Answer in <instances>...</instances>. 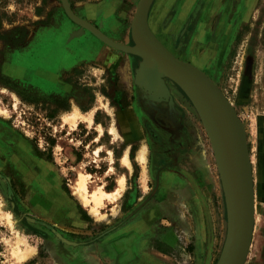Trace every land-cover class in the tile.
I'll return each instance as SVG.
<instances>
[{
    "label": "rangeland",
    "instance_id": "374dc122",
    "mask_svg": "<svg viewBox=\"0 0 264 264\" xmlns=\"http://www.w3.org/2000/svg\"><path fill=\"white\" fill-rule=\"evenodd\" d=\"M103 1L69 0L76 8ZM137 1L121 4L127 31ZM231 4L235 10L220 19L210 13V0H153L146 20L156 37L202 70L233 107L253 197V234L244 264H264V0ZM240 4L246 6L243 13ZM76 26L60 0H0V144L30 160V167L18 161L19 174L8 178L11 188L22 184L16 194L8 195L0 180V264L122 263L115 252L120 246L128 254L137 235H144L147 248L165 249L157 238L174 230L173 221L179 232L190 234L187 251L193 250L194 232L200 237L195 253L208 255L211 248L209 264H216L228 210L215 152L195 105L170 71L161 76L164 92L142 86L136 80L142 58L132 53L118 51L124 58L118 67L69 64L67 46L85 43L69 40ZM61 28L63 40L55 45L49 40H59L55 34ZM127 40L140 45L130 35ZM149 100L158 107L167 103L168 124L158 121L160 111ZM73 111L79 115L74 126L64 120ZM124 121L130 122L128 129ZM126 152L130 167L121 160ZM10 156L0 151V164ZM39 167L43 184L34 176ZM79 174L88 191L113 192L121 176L123 188L96 206L85 205L74 193ZM138 212L140 220L133 221ZM7 213L21 230L9 226ZM131 223L138 229L124 231ZM25 251L30 253L23 259Z\"/></svg>",
    "mask_w": 264,
    "mask_h": 264
},
{
    "label": "water",
    "instance_id": "95a60500",
    "mask_svg": "<svg viewBox=\"0 0 264 264\" xmlns=\"http://www.w3.org/2000/svg\"><path fill=\"white\" fill-rule=\"evenodd\" d=\"M60 1L67 16L81 28L88 29L113 48L126 50L142 58L143 63L136 70V80L142 86L150 91L164 92L166 87L161 76L164 72L171 71L172 75L179 78V84L190 99L192 94L199 107L208 113L216 137H213L198 112L215 152L229 220L225 244L216 264H244L253 234V197L244 136L230 102L202 70L176 57L151 31L146 18L152 0H138L133 14L131 37L134 42L135 39L139 40L140 48L111 39L95 25L77 15L69 0Z\"/></svg>",
    "mask_w": 264,
    "mask_h": 264
},
{
    "label": "crops",
    "instance_id": "0c3cea01",
    "mask_svg": "<svg viewBox=\"0 0 264 264\" xmlns=\"http://www.w3.org/2000/svg\"><path fill=\"white\" fill-rule=\"evenodd\" d=\"M124 2L125 0H107L104 3L87 4L79 8L73 6V10L77 15L95 25L113 40L129 43L127 38L131 34L128 30V35L127 25L124 21L125 14L121 7V4ZM76 38L92 44L89 49H83V51L76 44L74 49L69 47L70 51L74 52V56L76 55L78 63L96 61L106 66L118 67L121 64L119 63L120 60L124 59L119 56L118 51L120 50L108 45L88 29L81 27L75 28L73 32H70L69 40ZM129 66L131 67V64ZM138 220H140V212L136 213L133 217V221ZM133 223L128 224L124 231L138 229V224ZM177 224L178 222L173 221L172 225L174 230H168L158 235V243L167 252L164 251L165 249L147 248L144 235H137L129 242L130 251L128 254L124 253L125 251L123 250L125 249L120 246L118 247L119 251L115 252V254L119 255V258H122V263L116 264H191L192 262V264H209L212 257L211 248L208 251V255L206 253L204 255H200V253L196 254L195 250L200 237L196 233L191 232L194 235V240H192L191 245L194 247L192 252H188L186 242L190 243L191 240L188 239L190 234L187 231L179 232L175 227L178 226ZM177 250L181 251L179 255L174 254Z\"/></svg>",
    "mask_w": 264,
    "mask_h": 264
},
{
    "label": "flooded vegetation",
    "instance_id": "af4514ba",
    "mask_svg": "<svg viewBox=\"0 0 264 264\" xmlns=\"http://www.w3.org/2000/svg\"><path fill=\"white\" fill-rule=\"evenodd\" d=\"M106 1L107 0H104L103 3L106 2ZM210 1H211V5H210V9L211 10H210V13L211 14H214V13L217 14L218 13L217 16H219L220 19L226 18L229 9L235 10L234 7L231 4L234 0H210ZM241 1H243V0H241ZM226 2H229L230 5L225 6V3ZM92 4H95V3H92ZM70 5H71V8L73 9V5H72L71 2H70ZM245 8H246V6H243L242 4H240V7L238 9H240L241 13H243L244 10H245ZM218 10H219V12H218ZM197 11L198 10L195 11L196 14H197ZM189 23H190V21L189 22L187 21L184 24V26H182V28L179 30V37H183L184 31H185L186 27L189 26ZM78 27H79V25L76 26V28H78ZM220 28H222V24L219 26V29ZM64 34L65 33L62 31V28H61V29H59V32L55 34V36H57L59 40H55V41L49 40V41L51 43H54L55 45H60V42L63 40V38L62 39H60V38ZM129 44H132V43L129 41ZM76 45L79 46L81 48V50L83 51V49H89L92 44H90L89 42H85L82 45H78V44H76ZM74 47H75V44L72 47H70V48H73L74 49ZM70 48H69V46H67V49H68V51L70 53V57H72V61H70L69 64L70 63H73V64L74 63H78L77 58H76V55L74 56V52L70 51ZM18 59H15V60L17 61ZM121 62H122V60H120L119 63H121ZM25 64H27V62ZM79 64H82V63H79ZM109 67H112V66H109ZM158 105L160 106L159 109L153 107L155 110L160 111V113L157 114V119H158L159 122L164 123V125H166V124H168V121L165 118L163 112L168 109V105H167L166 102H162V103H160ZM123 125H124L125 129H128V127L130 125V122L129 121H124L123 122ZM148 130H149L151 136L154 139H159V134L156 132V130H154L153 128H151V126L148 127ZM3 145H4V143H1L0 144V151H7V152H9L10 155H11L10 156L11 157L10 159H11L12 162L9 161V160H7V159H5V160L1 159V164H0V180H1V182L3 181L2 182L3 187H4V189H5V191H6V193L8 195L16 194V188H17V191H18L20 188H23V186H22L21 183H18L17 185L15 184L14 187L11 188V182H9L8 178H10V177L13 178L15 172L17 174H19L18 171H17V169H18L17 162L18 161L20 162L18 165H25L26 167H30V160L24 154L25 152H21V150H17V149H10V147L8 145H7L8 148L6 146H3ZM35 172H36V175H34L35 176V180L37 182H40V184H43V183H41V182H43L42 181L43 179L41 178L44 175L43 170H41V168L39 167V168H36L35 169ZM39 177H40L41 180L39 179ZM48 182H49V179H48ZM36 195L39 196L40 195L39 192H37ZM51 200L52 199H49L48 198V199L45 200V202H50ZM53 201H55V199H53ZM46 206H48V204H46L44 208H46Z\"/></svg>",
    "mask_w": 264,
    "mask_h": 264
},
{
    "label": "bare ground",
    "instance_id": "6f19581e",
    "mask_svg": "<svg viewBox=\"0 0 264 264\" xmlns=\"http://www.w3.org/2000/svg\"><path fill=\"white\" fill-rule=\"evenodd\" d=\"M138 2V1H137ZM153 2V0H152ZM151 2V4H152ZM137 5V3H136ZM136 5L134 7V11H135V8H136ZM63 6V5H62ZM151 6V5H150ZM150 8V7H149ZM149 11V10H148ZM134 14V12H133ZM132 18H133V15H132ZM132 18H131V21H130V28H129V31L130 33L132 32L131 31V22H132ZM84 19V18H83ZM151 29V28H150ZM152 31V30H151ZM104 33V32H103ZM158 36V35H157ZM158 38V37H157ZM159 39V38H158ZM140 45L137 46V45H133L137 48H140L141 47V43L139 42V40L135 39ZM160 40V39H159ZM161 41V40H160ZM123 45H131L132 44H129V43H126V42H119ZM118 50V49H117ZM125 52H127L126 50H124ZM123 51V52H124ZM181 59V58H180ZM142 62V61H141ZM140 62V63H141ZM127 63V62H126ZM169 70V69H168ZM171 72V71H170ZM125 73V72H124ZM179 80V79H178ZM216 85V84H215ZM191 101L192 103L195 105V108L197 110V112H200L201 114V117L204 121V123L209 127V131L212 133L213 137H216V131L214 130V127H213V123H212V120L211 118H209V115L208 113L205 111V109H203L202 107H199L198 103L194 100V96H192L191 94ZM146 100V99H145ZM199 110V111H198ZM74 113V111H73ZM66 116V115H65ZM79 115L77 113H74V114H71L69 116H66V118L64 117V120L67 121V122H70L72 126H74L76 124V119ZM87 117V116H86ZM87 119V118H86ZM145 150V148H144ZM144 153L141 152L140 153V156L143 157ZM122 162L123 164L127 165L128 167H130V160L128 158V154L127 152L123 155L122 157ZM219 171V170H218ZM220 173V172H219ZM118 183H119V187H117V189L115 188V190L113 192H106V191H103L101 188H98V189H94L92 191H88L87 189V182H86V177L85 175L83 174H79V177H78V180L76 182V185H75V188H74V193L78 196V198H80V200L83 202V204L87 205L88 203H90V201H93L95 206L96 204H98V202H100L103 197H107V198H113L116 194H118V192L123 188V176H121L119 179H118ZM93 206V205H92ZM91 206V207H92ZM93 206L92 207V210L93 211H96L97 212V209L96 207ZM4 207V204H1L0 205V208H3ZM6 219H7V223L9 224V226L13 229H17V230H21V227L20 225L18 224L17 220L15 218H13V216L10 214V213H7L6 214ZM254 225V224H253ZM30 252L28 251H25L22 255L23 259H26L27 258V255L29 254Z\"/></svg>",
    "mask_w": 264,
    "mask_h": 264
}]
</instances>
